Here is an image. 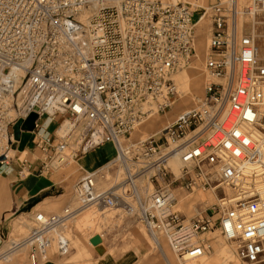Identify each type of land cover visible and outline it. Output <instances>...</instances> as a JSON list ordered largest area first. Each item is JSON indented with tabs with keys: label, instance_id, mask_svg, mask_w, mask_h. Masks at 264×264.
I'll return each instance as SVG.
<instances>
[{
	"label": "built area",
	"instance_id": "2783aa9c",
	"mask_svg": "<svg viewBox=\"0 0 264 264\" xmlns=\"http://www.w3.org/2000/svg\"><path fill=\"white\" fill-rule=\"evenodd\" d=\"M202 24L198 105L123 151L138 122L172 106L173 74L197 54ZM32 113L29 142L44 167L112 144L125 175L100 188L97 169L87 171L74 185L77 207L38 211L16 244L29 245L31 264L51 249L67 253L68 221L91 205L121 206L163 233L180 262L210 251L204 235L218 231L243 262L264 264V187L255 184L264 183V0H0V170L7 149H19L14 125ZM64 121L70 129L59 136ZM197 187L218 202L188 217L175 191Z\"/></svg>",
	"mask_w": 264,
	"mask_h": 264
},
{
	"label": "rangeland",
	"instance_id": "374dc122",
	"mask_svg": "<svg viewBox=\"0 0 264 264\" xmlns=\"http://www.w3.org/2000/svg\"><path fill=\"white\" fill-rule=\"evenodd\" d=\"M205 25L206 24H202L199 29V36L197 39V54L191 58L188 64L184 65L185 67H181L174 75V77H176L175 81L177 83L179 94L177 93L174 97L176 99L172 103V106L166 108L163 111L157 112L154 116H152L151 119L146 121L145 124L136 127L130 134L126 135L122 139L124 144L136 143L141 139L147 138L150 135H155L153 134V132L158 131L160 128H163L161 127V125L164 124V121L168 120V122L166 121V124H169L185 110L198 105L199 101H195L192 95L187 94L186 72H189L191 69H195L196 66L200 65L203 87L202 90H198L197 93L201 96L200 98H202L204 94H202L201 92L204 90L206 82L205 72L202 66L205 63L206 45L208 43V35L205 30ZM241 25H243V20ZM201 38L203 40H200ZM202 41H204V43H202ZM202 48H204L203 56L199 58V53ZM174 111L178 112V114L177 116L172 118ZM68 129H70V127ZM59 133L63 134L64 132L60 131ZM27 147L30 154L29 156L28 154L24 156V158L28 157V161L25 162L24 165H22L21 161L18 160V156L21 151L18 149V151L16 152V157H9L8 160H6L4 166H11L14 170H16V172L19 171V173H21V170H24L22 173L23 176L21 177H27L31 175V168L29 167V165H31V167H36L35 174H37V176L35 178L41 179V177H46L47 180H45L44 184L47 183L49 187H47L42 192V195L38 194L32 199L35 202V206L31 210H29L28 213L22 211L19 212L20 214H14V209L12 207L14 201V183L11 181L18 180V178L13 176L9 181L8 178H3L0 175V181L6 182L10 189V207L5 211L6 213L3 212L0 214V219L4 215V218L2 220H4L6 227H9L10 223L12 224L11 229L8 233L6 244H10L13 239H16V241H18L20 240V238L25 237L29 233L31 226L33 225L34 215L37 211H45L46 213L60 212L65 207L70 206L72 208H75L79 204L78 199L74 195V185L76 181L85 173V171L77 170L78 168H76L77 171L73 172L71 175L69 174L68 178H66V171L68 169H72L73 167H77V160L81 162V160L84 159L85 155H82L76 159H69L68 162L62 165L59 169H54L52 166V161H48V166L44 167L42 158L40 157L41 154L38 150L34 149L32 144H29ZM15 148L16 147L14 146L13 149ZM106 152L109 151L99 150L100 155H104L106 154ZM91 158L93 160V157L90 156V159ZM104 161L106 160L101 158V160L98 161V163H96L93 168L102 165ZM0 172H2L3 175L6 174L3 169L0 170ZM39 175L41 176L39 177ZM39 184L42 185V182H39ZM175 192L178 195V193L189 194L193 191L178 188ZM186 197L187 199L182 202L183 206L180 207L183 210L182 212H185L188 216H193L198 213H210L212 212V210L210 211V207L218 202V200H216L212 204L203 206L205 202L204 199H208L209 203L212 202L208 193L195 192ZM192 203H194L193 206ZM100 207L101 208H99V205H91L85 207L76 211L71 219H69L66 233L71 239V250L65 256H58L61 263L91 264L89 263L90 255L86 252V248L84 245H87V247L90 248L95 247L96 249V246L92 243V240L95 237H99L101 240L100 244L104 243V246H108V248L110 249L108 251H111L112 253H121L138 248L141 249L144 253V255H142L140 259V262L150 261L156 264H183L180 262L177 256L173 254L165 237H159L160 245L158 246L152 239L151 235L148 234L145 225L136 216L127 214L124 210H119L116 213L114 209L109 208L105 205H100ZM93 212H97V215L92 216ZM16 222H18L19 224L18 230H15L13 226V224H15ZM208 234L212 235V233H207L204 235V237L208 238ZM225 241L226 242L221 240L219 242H216L215 250L213 251L211 249V251L208 253V256L201 259L200 261L184 264H246L241 259H237L235 249L232 245H230L232 243L227 240ZM208 242L210 243V240ZM26 249L27 248L24 247L21 251L23 252ZM29 249L30 247H28L27 252L29 251ZM74 251H76L75 256H73ZM53 253V249L49 250L46 257L41 260V264H44L48 259H50L53 256ZM16 258L17 255L14 254L12 256V260L10 261L14 262ZM10 261H2V264H9ZM85 261H87V263H85Z\"/></svg>",
	"mask_w": 264,
	"mask_h": 264
},
{
	"label": "crops",
	"instance_id": "0c3cea01",
	"mask_svg": "<svg viewBox=\"0 0 264 264\" xmlns=\"http://www.w3.org/2000/svg\"><path fill=\"white\" fill-rule=\"evenodd\" d=\"M206 26V25H205ZM200 40H203L202 38ZM208 42V39H207ZM202 43H204V41H202ZM178 112L173 113V117L177 116ZM168 122V120H166ZM164 121V124H162V127H165L167 124V122ZM170 122V121H169ZM69 126L68 123L65 124V127L63 128V131H65V129H67ZM59 130V129H58ZM59 131L62 132V129H60ZM156 132V131H155ZM153 132V133H155ZM20 141V140H19ZM30 141V139H29ZM27 142L26 144V148L23 151H20L19 154V158L18 160L22 161V159H24V156L28 154L29 150H28V145L30 144V142ZM107 150L109 152H106V154H99V150ZM95 150H91L89 151L87 154H85L84 159L81 160V162H79L77 160V167H73L72 169H68L66 171V178H68L69 174L71 175L73 172L77 171V170H83V171H87V170H93L95 168H93V166L98 163V161L102 159L106 160L103 162V164L107 161H109L111 158H113L116 154V149L112 144H106L104 146H101L99 148H97ZM16 152L14 149L10 150L8 152V156L11 157H16ZM90 156L93 157L90 159ZM101 157V158H100ZM103 161V160H102ZM29 167L31 168V175L27 176V177H21L23 176L21 173H19V171L16 172V170L13 169V167L11 166H3V171L6 173L5 175H3L2 172H0L1 176L3 178H8V180L10 181V178L15 176L16 178H18V180H12L11 182H13V187H14V201H13V209H14V214H20L19 212L25 211L26 213H28L29 210H31L34 206H35V202L32 200L34 197H36L38 194L42 195V192L49 187L48 184H44L45 180H47L46 177L41 179H36L35 177L37 176V174H35V170L36 167H31V165H29ZM28 167V169H29ZM76 168H78L76 170ZM41 175H39L40 177ZM39 182H42V185L39 184ZM9 192L10 189L8 187V184L4 181H0V214L1 213H6L5 211L10 207V201H9ZM4 218V215L1 217L0 219V264H2V261H10L12 260V256L15 254L17 255V258L14 260V262L10 261L9 264H31L30 263V259H29V253H30V249L27 252V249L25 251H21L22 248L24 247H18L16 246V244L18 243V241L22 240L24 237L20 238V240L16 241V239H13L10 244L7 243L6 244V240L8 237V233L11 229L12 224L10 223L9 227H6L4 220H2ZM2 221V222H1ZM14 229L18 230L19 229V224L18 222H16L15 224H13ZM71 240V239H70ZM158 246L160 245V242L157 243L155 242ZM6 245V246H5ZM104 245V243H103ZM5 246V247H4ZM86 248V252L90 255V259H89V263L91 264H156V263H152L150 261L147 262H140V259L142 257V255H144V253L142 252L141 249H133V250H128L126 252H121V253H112L108 248V246L105 247V251L103 253H99L95 247L94 248H90L87 247V245H84ZM143 249V248H142ZM71 248L69 249V251L65 254H59V253H53V256L48 259L44 264H63L59 261V257L61 256H65L70 252ZM47 255V254H46ZM45 256H41V260L46 257ZM76 255V251L73 252V256ZM59 256V257H58ZM85 263H87V261H85ZM41 264V261L40 263ZM84 264V263H83Z\"/></svg>",
	"mask_w": 264,
	"mask_h": 264
},
{
	"label": "bare ground",
	"instance_id": "6f19581e",
	"mask_svg": "<svg viewBox=\"0 0 264 264\" xmlns=\"http://www.w3.org/2000/svg\"><path fill=\"white\" fill-rule=\"evenodd\" d=\"M239 28H240V26H241V24H242V19H240V21H239ZM203 50H204V48H202L201 49V51H200V53H199V58H201V56H203ZM188 64V63H187ZM186 65V64H185ZM190 65V64H189ZM182 68L183 67H185L184 65H182L181 66ZM180 67V68H181ZM180 68H178L177 70H176V72L180 69ZM202 68L204 69V71H205V68H204V64H203V66H202ZM176 72L173 74V78H174V80H176V77H174V75L176 74ZM186 74H187V76H186V80H187V94L188 95H192V97H193V99L196 101H200L201 100V96L197 93L198 92V90H202V87H203V80H202V73H200V65L199 66H196V68L195 69H191L189 72L187 71L186 72ZM205 78H206V76H205ZM206 83V82H205ZM175 84H176V87H177V83H176V81H175ZM185 88V87H184ZM177 92H178V88H177ZM202 94H204V90L201 92ZM179 94V93H178ZM179 97V96H178ZM180 98V97H179ZM176 98H174L173 100H172V103L174 102V100H175ZM199 103V102H198ZM176 107V106H175ZM157 113V111H153V112H151V113H149L143 120H141L140 122H138L137 123V125L135 126V128L136 127H138V126H140V125H142V124H145V122L146 121H148L149 119H151L152 118V116H154L155 114ZM66 123H68L69 124V122L68 121H64L61 125H59V127H58V129L60 130V129H62V131H63V128L65 127V124ZM170 124V123H169ZM168 125V124H167ZM166 125V126H167ZM165 126V127H166ZM70 127V124H69V126H68V128ZM162 127V126H161ZM165 127H163V128H160L158 131H156L155 133H153V134H155V135H158ZM65 129V131H63L64 133L63 134H60L59 132V130L57 129V134L59 135V136H63V135H65V134H67V132H68V130L69 129ZM22 132V131H21ZM14 138L16 139V140H18L17 138H16V135H15V132H14ZM141 140H143V139H141ZM137 143L138 142H136V143H132V144H124V142H123V140H121V148H122V150L123 151H127V149H128V147L129 146H131V145H137ZM10 150H12V149H10V148H8L7 149V151H6V154H7V157H9L8 156V152L10 151ZM29 154H30V152H28V156H29ZM18 158H19V156H18ZM23 160V159H22ZM116 161V159H111V160H109V161H107V162H105L104 164H102V165H100V166H98V167H96L95 169H97V171H98V176H97V185L100 187V188H104L105 186H107V187H110V186H113V185H115L116 183H119L122 179H123V177H124V168L122 167V166H120V165H118V164H116V163H114ZM63 164H61L58 160H55V161H53L52 162V166H53V168L54 169H59L61 166H62ZM170 165H171V167H172V169H173V171L175 172V173H179L180 172V169H181V163H180V160L177 158V157H174V158H172L171 160H170ZM263 169H264V164H263V167H262ZM95 169H93V170H95ZM87 171H90V170H87ZM87 171H85V173L87 172ZM257 172L259 171V169H257L256 170ZM84 173V174H85ZM83 174V175H84ZM82 175V176H83ZM81 176V177H82ZM80 177V178H81ZM139 182L140 181H142V178H139V180H138ZM255 184H256V191L257 192H259V193H262V191H263V187H264V183H263V181L260 179V177H257L256 179H255ZM226 189V191H227V193L229 194V196H232L231 195V190H230V188H225ZM195 192H200V193H208L209 195H210V199L212 200V202L211 203H209V200L208 199H204V204H203V206L205 205H209V204H212L213 202H215L216 200H217V195H216V193L213 191V190H204V189H201V188H199V187H197V188H195L194 190H193V192H191V193H189V194H184V193H182V194H179L178 193V195H177V197H178V203H177V208L178 209H180L181 211H183L182 209H181V207L180 206H183V204H182V202L185 200V199H187V197L186 196H188V195H191V194H193V193H195ZM75 195V197L77 198V196H76V193L74 194ZM194 205V203H192V206ZM185 206V205H184ZM202 206V207H203ZM68 207H70V206H68ZM66 208V207H65ZM72 208V207H71ZM99 208H101L100 207V205H99ZM109 208H112V209H114L115 211H116V213L119 211V210H124L121 206H117V207H109ZM38 212V211H37ZM36 212V213H37ZM43 212H45V211H43ZM60 212H62V211H60ZM35 213V214H36ZM46 213V212H45ZM53 213H59V212H53ZM53 213H46L47 215L48 214H53ZM184 214H186L185 212H184ZM95 215H97V212H93V214H92V216H95ZM187 215V214H186ZM73 216V215H72ZM188 216V215H187ZM188 217H191V216H188ZM71 219V218H70ZM147 229V228H146ZM148 231V230H147ZM148 234L149 235H151V237H152V239L155 241V242H157V243H159L160 242V236H163V237H165V239H166V241H167V238H166V236L163 234V233H161V232H159V233H157L155 236H153L152 234H150L149 232H148ZM209 235V234H208ZM27 236V235H26ZM26 236L24 237V238H26ZM103 236V235H102ZM100 237H101V235H100ZM221 237H223L222 235H220V232L218 233V232H213L212 233V235H209L208 236V239L210 240V246H211V249L214 251L215 250V243L216 242H219V241H224V242H226L225 240H227V239H225L224 237V239L223 238H221ZM23 238V239H24ZM22 239V240H23ZM22 240H20V241H22ZM20 241H18V243L20 242ZM228 241V240H227ZM230 242V241H229ZM17 243V244H18ZM93 243V242H92ZM101 243V242H100ZM100 243H98V244H100ZM168 243V242H167ZM230 243H232V242H230ZM94 244V243H93ZM230 245H232L233 247H234V244H230ZM6 246V245H5ZM4 246V247H5ZM19 247H25V248H27L28 249V247H29V245L27 244V243H25V244H20V246ZM170 248V247H169ZM211 249H210V251H211ZM234 249H235V247H234ZM172 251V250H171ZM210 251H208L206 254H204L203 256H201V257H199V258H196V259H194V260H190V261H187V262H185V263H189V262H196V261H200L201 259H203V258H205V257H207L208 256V253L210 252ZM173 252V251H172ZM173 254L175 255V253L173 252ZM176 256V255H175ZM236 256H237V254H236ZM237 259H238V256H237ZM181 263H183L184 264V262H181Z\"/></svg>",
	"mask_w": 264,
	"mask_h": 264
},
{
	"label": "water",
	"instance_id": "95a60500",
	"mask_svg": "<svg viewBox=\"0 0 264 264\" xmlns=\"http://www.w3.org/2000/svg\"><path fill=\"white\" fill-rule=\"evenodd\" d=\"M36 118L37 115L32 113L26 120H19L13 127L16 138L20 140L18 148L21 151L25 150V146L30 139V130L34 128V121ZM92 242L95 244L96 250L99 253H103L105 251V246L103 244H98L101 242L99 237H95Z\"/></svg>",
	"mask_w": 264,
	"mask_h": 264
}]
</instances>
